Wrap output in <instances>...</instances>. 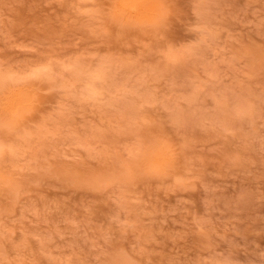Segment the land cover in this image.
<instances>
[{"label": "rangeland", "instance_id": "1", "mask_svg": "<svg viewBox=\"0 0 264 264\" xmlns=\"http://www.w3.org/2000/svg\"><path fill=\"white\" fill-rule=\"evenodd\" d=\"M161 1L0 0V264H264V0Z\"/></svg>", "mask_w": 264, "mask_h": 264}, {"label": "bare ground", "instance_id": "2", "mask_svg": "<svg viewBox=\"0 0 264 264\" xmlns=\"http://www.w3.org/2000/svg\"><path fill=\"white\" fill-rule=\"evenodd\" d=\"M161 10V0H116L113 16L120 25L134 26L153 22L154 20L157 22L161 18ZM30 109V94L27 91L17 90L16 93H9L3 98L2 107L0 108V126L18 131L23 126L24 117ZM160 149L157 153L150 151L146 154L148 152L146 151L143 156V162L146 161V168L163 171L167 167L168 160ZM145 150L148 149L145 148Z\"/></svg>", "mask_w": 264, "mask_h": 264}]
</instances>
